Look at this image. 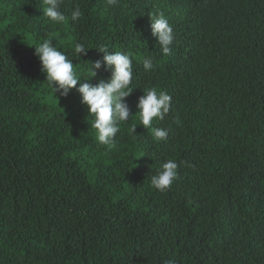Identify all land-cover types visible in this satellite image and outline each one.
I'll list each match as a JSON object with an SVG mask.
<instances>
[{
  "label": "trees",
  "instance_id": "obj_1",
  "mask_svg": "<svg viewBox=\"0 0 264 264\" xmlns=\"http://www.w3.org/2000/svg\"><path fill=\"white\" fill-rule=\"evenodd\" d=\"M44 8L0 0V264H264V0H63L59 24ZM160 13L167 56L151 33ZM46 39L79 83L111 77L102 64L89 78L96 47L132 55V117L113 149L76 88L46 80L34 54ZM151 88L172 97L153 122L166 141L139 124ZM170 159L178 179L162 193L150 181Z\"/></svg>",
  "mask_w": 264,
  "mask_h": 264
},
{
  "label": "clouds",
  "instance_id": "obj_2",
  "mask_svg": "<svg viewBox=\"0 0 264 264\" xmlns=\"http://www.w3.org/2000/svg\"><path fill=\"white\" fill-rule=\"evenodd\" d=\"M63 0H44L46 8L43 15L55 23H64L66 16L60 10ZM118 0H108L109 5H116ZM83 16L79 5L71 11V20L78 21ZM150 17L151 33L159 43L163 55L171 54L172 44L175 39L173 27L162 13L153 14ZM103 53L102 59L91 63L89 78L97 75L101 66L111 70V77L108 80L101 79L96 84L88 82L79 83L78 75L74 64L63 51L59 50L52 40L46 39L38 46H35V55L41 62L42 71L46 73V80L51 84L54 92L61 96H67L76 88L81 95V102L87 106L88 117H92L91 128L96 130V138L99 144L111 150L115 147V138L120 131V125L129 121L131 109L125 101V97L132 92L133 79V58L130 53L120 51H109L101 45L96 47ZM89 47L83 43H76L72 56L87 55ZM145 71L153 67L152 58L143 60ZM55 85V86H54ZM138 98L137 108L139 124L145 129H151V134L156 141H166L168 130L160 127H153L154 120H163L171 108L172 97L165 91L151 88L143 91ZM137 124H133L131 132L135 133ZM178 163L175 160H167L162 163L156 174L151 177V186L159 192H167L174 181L178 179Z\"/></svg>",
  "mask_w": 264,
  "mask_h": 264
}]
</instances>
